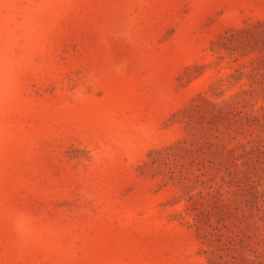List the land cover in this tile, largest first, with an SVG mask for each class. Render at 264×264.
<instances>
[{
  "label": "rangeland",
  "instance_id": "1",
  "mask_svg": "<svg viewBox=\"0 0 264 264\" xmlns=\"http://www.w3.org/2000/svg\"><path fill=\"white\" fill-rule=\"evenodd\" d=\"M0 264H264V0H0Z\"/></svg>",
  "mask_w": 264,
  "mask_h": 264
}]
</instances>
